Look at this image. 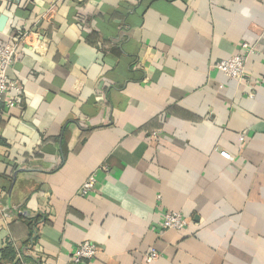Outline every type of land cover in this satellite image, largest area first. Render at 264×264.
I'll list each match as a JSON object with an SVG mask.
<instances>
[{"label": "crops", "instance_id": "1", "mask_svg": "<svg viewBox=\"0 0 264 264\" xmlns=\"http://www.w3.org/2000/svg\"><path fill=\"white\" fill-rule=\"evenodd\" d=\"M0 15V44L27 34L15 105L0 102L7 264H71L84 241L86 264H264V0H0ZM243 42L237 83L213 64ZM166 211L186 228L160 231Z\"/></svg>", "mask_w": 264, "mask_h": 264}, {"label": "built area", "instance_id": "2", "mask_svg": "<svg viewBox=\"0 0 264 264\" xmlns=\"http://www.w3.org/2000/svg\"><path fill=\"white\" fill-rule=\"evenodd\" d=\"M27 37V34H22L18 39H14L11 44H3L0 46V102L4 101L8 108H12L15 105L14 100L10 94L17 92L19 87L16 83L10 82L7 77V71L15 61L17 56V45L18 43ZM255 53L254 48L246 42L240 44L238 52L228 59L218 61L213 64V68L231 81L237 83L245 82L246 72L245 66L247 59ZM249 85V84H247ZM249 98L253 97L252 91L248 94ZM162 135L161 129H156L150 133V137L155 139ZM240 140H243V136H240ZM219 155L230 161L231 157L225 151H219ZM100 171L107 173L108 169L105 166L100 168ZM96 185L95 175H90L80 186L78 195L86 197L91 194ZM187 226V221L183 215L179 212L166 211L160 215V231L175 230L181 231ZM97 247L89 242L84 241L77 245L74 249L71 257V264H86L91 262L96 254ZM159 257L155 249H150L146 255V262H151Z\"/></svg>", "mask_w": 264, "mask_h": 264}, {"label": "trees", "instance_id": "3", "mask_svg": "<svg viewBox=\"0 0 264 264\" xmlns=\"http://www.w3.org/2000/svg\"><path fill=\"white\" fill-rule=\"evenodd\" d=\"M123 28V27H121ZM3 44H0V46ZM41 216L40 215H36V216H27L26 220L28 222V229H29V238L30 240H34L35 239V227L36 225L39 223V221L41 220ZM15 249L13 248V246L11 244H7L6 247H4L1 252H0V261L1 263H11L12 261H14L15 258ZM13 264H20V262L15 261Z\"/></svg>", "mask_w": 264, "mask_h": 264}, {"label": "water", "instance_id": "4", "mask_svg": "<svg viewBox=\"0 0 264 264\" xmlns=\"http://www.w3.org/2000/svg\"><path fill=\"white\" fill-rule=\"evenodd\" d=\"M7 16L5 15H0V33H2L6 27L7 24Z\"/></svg>", "mask_w": 264, "mask_h": 264}]
</instances>
